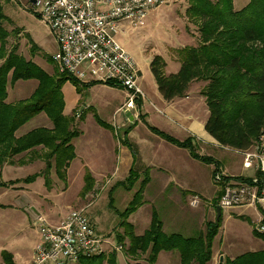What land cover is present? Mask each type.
<instances>
[{"label":"trees","instance_id":"1","mask_svg":"<svg viewBox=\"0 0 264 264\" xmlns=\"http://www.w3.org/2000/svg\"><path fill=\"white\" fill-rule=\"evenodd\" d=\"M186 17L198 29L199 44L173 50L181 64L175 74H167V62L162 56L154 57L150 69L158 91L165 101L172 102L187 97L193 83H205L200 92L209 111L205 130L223 148L249 151L264 132V0H249L240 10L235 8L234 0H188ZM6 22L11 23V20L5 16L0 4V189L21 183L30 184L41 177L47 189L51 190L54 187L53 173L67 185L68 169L77 157L73 140L81 135L77 124L84 121L85 112H76L73 117L64 114L63 86L71 82L79 93L98 84L121 87L113 82L82 83L56 67L55 73L50 75L38 64L19 54V42L8 46L11 34L19 37L23 30L9 32L4 27ZM29 43L32 54L40 51L31 40ZM44 56L48 63H54L52 56ZM30 80L39 83L33 95L25 100L8 103L9 84L14 86L19 81ZM135 103L141 109L143 98H137ZM93 112L101 127L114 130L113 126ZM42 113L51 120L53 128H36L17 137L22 127ZM140 119L165 141L188 150L194 159L202 163L216 165V173L220 171L213 157L198 153L196 138L180 141L151 126L145 116L141 115ZM125 144L133 150L136 163L134 146L127 141ZM21 156H24L23 159L29 156L31 161H43L44 169L23 179L4 181L2 171L6 165L26 164L25 160H17ZM149 174V168L142 171L133 166L128 178L116 185V188L128 185L126 190L130 192L138 187L129 206L118 212L119 225L124 231L117 234V242L123 246L128 264H141L143 260L156 264L162 252L177 253L180 264L211 263L213 244L222 226L223 211L219 219L205 224V232L187 237L180 233H165L162 217L159 211L153 209L148 230L142 235L136 234L129 218L146 203L144 193L150 182ZM224 180L212 202L215 208L224 193L225 182H251V178L245 177H225ZM94 187L95 181L87 171L83 196L92 192ZM254 234L264 240V236L255 231ZM2 256L6 264H14L10 254L3 252ZM79 264H117V251L82 258ZM224 264H264V250L249 252L235 259L225 258Z\"/></svg>","mask_w":264,"mask_h":264},{"label":"crops","instance_id":"2","mask_svg":"<svg viewBox=\"0 0 264 264\" xmlns=\"http://www.w3.org/2000/svg\"><path fill=\"white\" fill-rule=\"evenodd\" d=\"M105 1L107 0H104V3ZM178 1H180V3H178ZM105 4H101L99 7L101 9H106L107 6ZM234 5L235 8L239 10L236 0H234ZM165 7L169 11L174 9V7L175 9H178V7L183 8L184 16H186L188 0H173L169 6ZM159 9L160 8L152 10L146 20L148 21V19H152L154 17L153 14L156 13V11H158ZM175 9L174 11H176ZM156 16V19L158 21L159 16ZM186 20L188 21L187 17ZM148 25L145 24L142 28L134 29L130 24L123 23L121 25V30L117 35V41L127 52L131 54L128 46L133 48L132 43L137 44L138 42V40H134V38H132V35L135 33L140 34L142 30L148 27ZM195 28L197 29L196 26ZM193 31L194 33L188 34L190 37L193 36L194 39V42L189 46H198V29L197 32L195 30ZM183 47L184 46L180 45L169 47L167 50V53L169 55L168 57H166L164 54H156L162 56L167 62V74H175L180 70L181 67L178 57L171 55L169 53L170 50H176ZM57 52L58 45L56 44V50L54 51V54ZM136 63L138 65L137 61ZM167 70L170 71L168 72ZM49 74L53 75L51 73ZM141 74L142 72L140 70L139 86L141 87L145 95V98H143L141 109L137 107L135 102L127 105L129 93L124 89L119 90L118 88H112L105 84H98L90 87L89 89H83L82 92L79 93L76 87L71 82L65 83L62 89L65 101L64 114L68 117H73L76 112H79L80 114L85 112L84 121L78 122L77 124L79 130L81 131V135L80 137L73 140V145L75 147L77 157L71 163V166L68 169V181L70 178H72V176H77L81 180L84 179L85 181V176L87 174V171H89L94 181L96 182L95 187L97 188L100 182L106 181L109 178L110 180H118L120 182L126 180L133 166H136L137 168L138 165H141L145 168H149L150 170V182L146 186L144 193L145 201L147 200L146 198L152 197L164 198L163 202L161 203L160 209L166 216H168L169 210H171L170 213L171 215H173V209L177 206L176 202L174 204V198L175 196H178L181 191L184 193L194 194L195 197L200 196L199 193H197L198 190H200L197 187V184H183V181H187V179L178 175L180 171H176V169L179 168L178 165L180 158L190 163L189 152L186 149L179 148L165 141L160 136L153 133L147 125L146 128L148 130L144 129V131H142L141 123L143 121L140 119L141 115L145 116V119L151 126L169 134L170 136L180 141H183L189 137H194L196 138L198 146L208 145L240 155L242 157V164L241 167L239 165L238 169H240V172L238 174L231 173V169L234 166L233 164L230 165L231 163L228 164L227 161L221 162L220 160H216L220 168V172L223 174L227 173L225 177L252 178L255 175L254 170H247L244 168L243 156L238 151H233L221 147L216 142V140H214V138L211 137L205 130V125L209 118V111L206 106L205 98L200 94L201 90L205 86V83H193L187 97L179 98L172 102H167L163 99V96L159 93L158 88H156L154 83L142 84L143 76ZM21 83L24 82H17L14 86L9 84L7 99L8 103H15L30 98L39 85L36 80H30L29 82H26L25 85H27L28 88L30 87L32 91H30L31 93H29L30 95L28 97L24 98L19 94V91L17 90L18 84L20 85ZM149 109L152 110V113L154 112L153 115L157 116V119L165 120V124H158L157 126L152 125L150 113L151 111ZM93 110L99 115L100 118V115L102 113H108L110 119L106 122L109 125L113 126L114 130L105 129L100 125L95 126ZM147 110H149V112ZM77 118L79 119V116H77ZM86 122L91 123L89 128L81 127V124ZM41 127L49 129L53 128L51 120L45 113L38 115L24 127H22L17 132V137H22L32 130ZM121 134H123L122 137H120ZM126 141L134 146V150L137 156L136 163H134L135 160L133 156V150L125 144ZM39 150L40 152H42L41 148H39ZM24 156L17 158V160L22 159L26 161V164H24L23 166L6 165L3 168L2 178L4 181L25 178L16 176L9 177L10 175L15 174L17 170L26 171L27 169L32 168L34 170L33 174L39 173L43 170V161L39 159H33L31 161L30 158H28L29 156H26L23 159ZM223 163L225 165H223ZM215 166L216 165L214 164L210 165L212 171L214 170ZM226 167L229 168L228 171ZM176 172L178 173L177 175ZM120 175L125 177L121 179L119 178L121 177ZM56 178V174L53 173V181H55ZM215 186L216 190L219 191L220 184L216 183ZM95 187L93 191H95ZM155 200L156 199H148L145 205H143L142 207L148 205L151 206L150 203L156 204L153 203L155 202ZM151 208L156 209L157 211H159V213L161 212V210H158L154 206H151ZM22 210L27 215V233L25 236L23 235L24 238H26L24 240H20L19 242L12 243L9 249H2L0 252V264H6L3 260V252H6L12 256V261L14 264H24L25 262L31 260L34 257L35 248L40 241V235L35 225L37 217L39 215H44L53 224L57 223L62 217L59 215V212L55 211L54 206H43V208L39 209H36L32 206L29 207L28 210H25L23 208ZM152 212L149 217L150 222L144 226L145 230L142 232L138 231L136 224L131 222V218H129V222L134 225L137 235H142L146 230H148L151 224ZM226 216L229 219H235V221L238 222L250 223V231L252 232L253 228H255V226L263 219L264 211L256 207H236L227 211L223 210V222L225 221ZM162 221L164 225V232L169 234L167 231L172 229L174 225L167 224V221L165 223V220ZM191 228H193V226L190 225L183 227V229L186 230V233H188L189 229L191 230ZM205 229V225L202 224L199 229L200 233L205 232ZM221 231L222 229L220 230V232ZM251 235L253 239L256 240L254 243L255 249H253L252 251L251 249L250 251H248L249 249L243 250V248L239 247L230 249L226 248L225 246L218 247L215 250L213 244V259L209 264H220L222 257L225 261V258L235 259L238 256L249 252H258L264 250V240L255 238L253 232ZM216 240L218 241V237L216 238ZM163 257L167 258V264H180V257L174 252L160 253L159 260L156 264H158Z\"/></svg>","mask_w":264,"mask_h":264},{"label":"rangeland","instance_id":"3","mask_svg":"<svg viewBox=\"0 0 264 264\" xmlns=\"http://www.w3.org/2000/svg\"><path fill=\"white\" fill-rule=\"evenodd\" d=\"M236 2L240 10L247 5L249 0H236ZM178 3H180V1H178ZM0 4L5 16L11 20V23L6 22L4 27L9 32H12L14 29L23 30L19 37H15L11 34L8 39V46L11 47L16 42H19V54L23 55L27 60H32L37 63L48 73L54 74V68L56 67L59 69L58 66L55 62V64L48 63L44 55L53 56L57 42L52 30L40 19L38 15L40 8H37L31 0H0ZM174 9L169 11L165 6L160 7V9L153 14L154 17L152 19L145 21L147 25L150 21L148 27L142 30L140 34L135 33L132 35V38L138 40V42L137 44L132 43L133 48L128 46V49L138 62L142 72V84L154 83L156 88H158L150 69V64L156 54H164L168 57L167 50L169 47L178 45L185 47L194 42L193 36L190 37L188 34L194 33L193 30L197 32L195 25L186 20L183 8L178 7V9H175L176 11H174ZM156 15L159 16L158 21ZM30 40L40 51H37L35 54L31 53ZM169 53L173 56H177L173 50H170ZM167 71L169 72L170 70ZM20 82L24 83L18 84L17 90L22 97L26 98L30 95V91H32L30 87L28 88V86L25 85V83L29 81H19V83ZM118 89L121 90L123 88ZM149 110L147 111L149 112ZM150 111L152 125L157 126L158 124H165V120L157 119V116L153 115L154 112L152 113V110ZM100 116L101 120L104 122L110 119L108 113H102ZM90 124V122H86L81 124V127L89 128ZM96 125L99 124L95 118V126ZM141 127L142 131L147 129L143 122L141 123ZM122 136L123 134H121L120 137ZM198 153L202 156L213 157L215 160H220L221 162L227 161L228 164L231 163L230 165H234L231 169V173L238 174L240 172V169H238L239 165L241 167L242 164V157L240 155L208 145L198 146ZM189 158L190 163L180 158L179 168L176 169V171H180V173L178 174L176 172V175L178 174L187 179V181H183V184H197V187L200 189L197 192L200 195L198 196L200 204L197 207L191 206V201L194 199L195 195L181 191L180 194L174 198V204L176 202L177 206L173 209V215H171V210H169L168 216H166L160 209L164 198L152 197L146 199H156L155 202H153L156 204L150 203V205L161 210L162 220H165V223L167 221V224L174 225L172 229L167 231L169 234L180 233L187 237H193L199 235V229L202 224L205 225L207 222H213L217 219L216 208L212 202L217 197L216 194H218L219 191L216 190L215 186L216 168L212 171L210 165L194 159L191 155ZM223 165L225 164L223 163ZM137 168L139 170L145 169V167L141 165H138ZM226 169L227 171L229 170L228 167H226ZM33 171L32 168L26 171L17 170L15 174L8 176L26 177L33 174ZM223 175L226 176L227 173ZM123 177L125 176L119 178L123 179ZM53 182L55 186L51 190L47 189L43 178H38L30 184L21 183L14 187L0 189V252L2 249H9L12 243L19 242L26 238H24V236L27 233V215L22 208L28 210V208L32 206L36 209L43 208V206H54L55 211L59 212V215L62 216L61 219L72 210L86 209L97 232L102 236L111 238L115 244L119 245L117 242V234L119 232L122 233L124 230L119 225L120 218L118 212L124 211L129 206L138 187L131 192L126 190L128 185L118 189L116 185L120 183V181L110 180L109 178L106 181L100 182L98 187H95V191L89 192L83 196L82 193L85 188L84 179L81 180L77 176H72L67 182V185L59 181L58 178ZM151 206L142 207L130 217L131 222L136 224L139 232L144 231V226L150 222L149 217L153 209ZM223 219L222 216V231L217 236L218 241L216 239L214 241L215 250L223 246L230 249L236 247L243 248V250L249 249L248 251H250V249L251 251L255 249L254 243L256 240L253 239L251 235L252 232L255 238L258 237L254 234L255 228H253L252 232L250 231V223L238 222L235 221V219H229L227 216L224 222ZM188 225L193 226V228H191V230L189 229V232L186 233L183 227ZM127 263L128 257L124 249H122V251H117V264ZM140 263L145 264L147 262L143 260ZM158 264H167V258L163 257Z\"/></svg>","mask_w":264,"mask_h":264},{"label":"built area","instance_id":"4","mask_svg":"<svg viewBox=\"0 0 264 264\" xmlns=\"http://www.w3.org/2000/svg\"><path fill=\"white\" fill-rule=\"evenodd\" d=\"M173 0H36L40 19L52 30L58 52L52 56L60 72L67 73L82 83L113 82L129 93L130 105L137 98H145L139 86L140 70L133 56L117 41L123 23L134 29L142 28L152 10L169 6ZM105 4L106 9L99 6ZM243 166L254 170L251 182H225L220 198L221 210L236 207H256L264 211V132L249 151L239 152ZM216 183L225 175L216 173ZM195 197L191 206L197 207ZM40 241L34 257L24 264H79L113 251H122L109 237L100 235L86 209L69 212L57 223L44 215L36 219ZM264 236V216L255 226Z\"/></svg>","mask_w":264,"mask_h":264},{"label":"water","instance_id":"5","mask_svg":"<svg viewBox=\"0 0 264 264\" xmlns=\"http://www.w3.org/2000/svg\"><path fill=\"white\" fill-rule=\"evenodd\" d=\"M31 2L33 4H36V0H31ZM216 214H217V219H219L221 216V207L219 205L216 207ZM220 264H224V258L223 257L221 258Z\"/></svg>","mask_w":264,"mask_h":264}]
</instances>
